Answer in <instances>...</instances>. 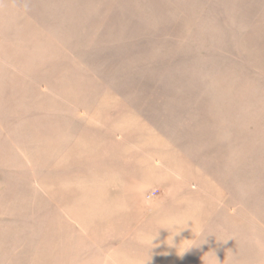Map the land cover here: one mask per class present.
I'll return each mask as SVG.
<instances>
[{
    "label": "rangeland",
    "instance_id": "rangeland-1",
    "mask_svg": "<svg viewBox=\"0 0 264 264\" xmlns=\"http://www.w3.org/2000/svg\"><path fill=\"white\" fill-rule=\"evenodd\" d=\"M108 254L264 264V0H0V264Z\"/></svg>",
    "mask_w": 264,
    "mask_h": 264
},
{
    "label": "crops",
    "instance_id": "crops-1",
    "mask_svg": "<svg viewBox=\"0 0 264 264\" xmlns=\"http://www.w3.org/2000/svg\"><path fill=\"white\" fill-rule=\"evenodd\" d=\"M119 204L121 206V211H118L119 213H112L110 209H107V214H105V218H100L101 220H104V226H103V231L104 234H110L113 232L117 231V223L116 222H121L122 225L124 224V220L127 219L133 223V221L137 222V230L140 231L138 234L146 232V228L149 227V225L153 228L155 224V220L161 219L162 218V213L161 212H154L153 207L150 206L148 207L145 202L139 201L135 202L132 205V209L129 212H126L127 208H125V205L127 203H115ZM115 221V224L113 223L112 225L111 222ZM152 223V224H150ZM126 227H122V233H126L124 236L126 239H128V233L130 232V226L125 225ZM101 229V225H100ZM102 232V231H101ZM138 241V238L135 239ZM101 246L99 245V248ZM141 258H145V252H141ZM124 259L120 258L118 256H114L112 254L105 255L103 259L102 264H124Z\"/></svg>",
    "mask_w": 264,
    "mask_h": 264
},
{
    "label": "clouds",
    "instance_id": "clouds-1",
    "mask_svg": "<svg viewBox=\"0 0 264 264\" xmlns=\"http://www.w3.org/2000/svg\"><path fill=\"white\" fill-rule=\"evenodd\" d=\"M180 220H181V216L179 214H172L170 216L163 217L160 222L167 224L168 227H162L160 229H165V230L169 231V228H172V229L178 228ZM188 223L189 222H187V221L185 222L186 228L188 227ZM179 232H176L174 235H172V237L175 235H178ZM157 236H158V232L155 235H152L150 232L141 233L138 235V243H140L142 246L150 248V249H153L155 247H159L158 244L153 243V241L157 238ZM172 241H173V239H172ZM173 246H174V244H173ZM191 248H192L191 245H189L187 248H185L180 253V258H183L184 254H186ZM216 260H217V258H216ZM150 261H151V257L147 261L140 262V264H150Z\"/></svg>",
    "mask_w": 264,
    "mask_h": 264
}]
</instances>
